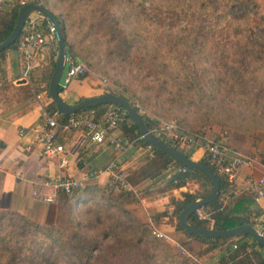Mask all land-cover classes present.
Masks as SVG:
<instances>
[{
    "label": "trees",
    "instance_id": "trees-1",
    "mask_svg": "<svg viewBox=\"0 0 264 264\" xmlns=\"http://www.w3.org/2000/svg\"><path fill=\"white\" fill-rule=\"evenodd\" d=\"M79 1L54 0L52 3L43 0V5L61 25L67 55L78 56L86 66H93L90 53L80 48L76 50L69 42L68 22L76 17L83 21L84 36L101 33L107 38L104 50L112 58L125 63L133 61L131 55L134 48L148 56L153 49L150 40L156 36L158 46H170L168 52L177 54L174 63L182 71L175 76L169 73L163 76L162 84L157 83L156 87L166 90L169 86L168 100L181 107L205 108L204 119L207 121L218 114L229 122V125L223 124L228 125L230 138L213 141L228 150L246 155L240 149L253 136L250 133L264 130V16L259 14L255 0H175L154 5L151 9L142 0L137 3L138 11L124 12L118 16L111 11L118 3L113 2L115 0H102L99 2L100 9L90 11L93 12L91 15L95 13L93 21L88 14L75 16L70 9L59 14L52 10L59 3L76 8ZM18 9L19 6L14 5L9 11V19H0V42L12 31ZM130 16L142 19L147 24L136 27V30L127 29L121 25L119 17ZM22 36L23 30L12 45L0 51L1 74L5 72L6 54L17 49ZM178 46L182 49L176 51ZM161 47L154 48V52L161 51ZM157 59V55H154L150 62L160 73L170 67L168 62L156 63ZM49 66L45 87L49 102L44 110L62 120L67 116L57 112L48 91L55 60ZM159 77L155 76V79L158 81ZM174 87L175 91L172 90ZM155 92L160 96V90ZM105 93L125 98L136 111L139 108L132 99L137 98L139 103L147 105L139 96L133 98L123 92L107 90L102 92ZM108 106L89 107L75 114L94 110L98 118ZM120 111L118 126L127 143L138 141L151 150V155L144 157L140 166L123 171L124 180L129 186L116 185L109 189L91 185L81 186L71 194L60 192L53 203L55 220L52 223L37 224L20 211L1 210L0 264H205L207 259L216 255H219L216 264H264V255L259 251L263 247L248 235L209 238L190 235L181 227L178 219L181 210L187 204L206 197L211 191V180L201 172H181V178L175 175L169 184L163 183L160 188L143 193L150 196L151 191L160 193L189 182L203 189L183 192L182 199L172 201L176 231L186 238L179 242L180 250L170 241L157 238L151 225L137 222L129 209V205L137 201L134 189H140L146 182L156 181L169 169L180 165L162 150L144 142L137 124L124 113L123 108L120 107ZM142 116L149 129L157 124L156 120L145 114ZM182 122L179 120L178 126L184 130L186 125ZM190 134L197 139L203 138L197 132ZM153 135L190 158L192 149L184 152L164 133L153 132ZM198 162L209 166L219 177L220 193L215 201L199 209L208 218H201L194 212L188 222L202 228H208L212 223V228L218 230L243 224L253 225L252 214L258 216L259 212L251 208V195L246 191L238 192L234 184L231 185L217 173L207 156ZM1 176L0 171V179ZM129 228L135 229V232L126 235L124 231Z\"/></svg>",
    "mask_w": 264,
    "mask_h": 264
},
{
    "label": "crops",
    "instance_id": "crops-1",
    "mask_svg": "<svg viewBox=\"0 0 264 264\" xmlns=\"http://www.w3.org/2000/svg\"><path fill=\"white\" fill-rule=\"evenodd\" d=\"M13 6L10 0H6L5 4L0 6V19H9V11ZM29 21L37 23L39 26L37 29L45 36L44 43L41 45H36L31 41L26 43V49L31 53L29 64L18 51L19 43L15 51L6 54L5 72L0 73V171L2 174L0 206L1 210L20 211L34 222L52 223L55 220L54 204L38 200L31 194L37 184L42 191L50 192L49 188L41 185L42 182L60 175L77 179L81 186L108 187L110 175L107 167L112 161L115 160L122 171L132 170L142 164L144 157L151 155V150L139 144L138 141H131V145L125 152L118 153L106 144L91 141L82 131L72 130L59 133L57 136V141L65 147V156L68 159V164L61 167L60 160H47L40 155L37 147L29 146L35 132L23 136L19 134V129H34L42 124V113L49 102L45 96L46 79L50 72L49 65L53 60L56 62L58 50L57 43L51 39L48 32L49 22H44L43 17L38 13H33L26 21L20 42L33 35V28L28 24ZM89 73L88 69L84 76L73 79L66 89L59 92V97L65 103L73 105L81 98L101 95L105 90L94 87V82L87 75ZM99 85H101L100 82ZM113 132L119 140L128 142L121 134L119 126ZM189 151H191L190 159L193 161L206 156L201 148L189 147L187 152ZM263 172L264 161L256 160L253 168L245 167L239 172L235 179V189L238 192H248L246 190L247 180L251 177L257 178ZM168 179L164 174L156 181L146 182L140 190L147 184H151L152 189L160 188L159 184L162 181L165 185L172 181L167 182ZM197 187V184L189 182L182 187L160 192L156 194L158 196L156 198L143 194L139 201L141 206L146 212L154 214L153 221L149 215L145 217V221L155 231L163 233L171 241L177 243L172 235L178 236L182 233L176 231L172 201L182 199L183 192H194V188ZM134 191L137 194L139 189H134ZM251 208L257 210L264 221V198L258 203L253 200ZM208 228H212V223ZM182 236L186 240L183 234ZM259 251L264 255V247ZM218 256L207 259L205 264H216Z\"/></svg>",
    "mask_w": 264,
    "mask_h": 264
},
{
    "label": "rangeland",
    "instance_id": "rangeland-1",
    "mask_svg": "<svg viewBox=\"0 0 264 264\" xmlns=\"http://www.w3.org/2000/svg\"><path fill=\"white\" fill-rule=\"evenodd\" d=\"M50 1L53 3L54 0ZM100 1L102 0H80L76 8H71L66 4L59 3L57 6L54 5V9L52 10L59 14L70 9L75 16H80V14H88L89 16H91V18L89 19L93 21L95 13L91 15L90 13L93 12L90 11L100 9ZM139 1L142 0H115L113 2H117L118 5L112 7L113 9H111V11H114L117 16L121 15L124 12L131 13L134 11H138L137 3ZM173 1L175 0H145L144 4L147 8L151 9L154 7V5L168 4ZM255 1L258 4L259 14L264 16V0ZM119 19L122 20L121 25L130 30H136V27L147 24L143 23L142 19H136L132 16L125 18L119 17ZM68 23L69 42L72 43L76 50L80 48V50H83L86 53H90L91 55L93 66L89 67L87 65V68L90 70V73L87 75H89L91 77V80L94 82V87L103 88L99 85V82L101 78L107 79L110 86H108L109 88H107V91L123 92L126 96H130L133 98L137 96L141 97L142 100H144L145 104H147L148 106L139 103L137 98L132 99L136 101L135 103H138L142 111L141 114L144 113L146 116L153 120L158 119L168 122L174 121L177 123V125H179L178 121L182 120V123L186 125L184 131L187 134H190V132H197L203 135V138L200 137L198 139V141L201 143L206 140L213 141L216 139L226 141L228 138H230L229 131L227 129L229 122L224 121L221 116H218V114H214L215 118H211V120L207 121L206 119H204L205 108L196 106L181 107L178 103L168 100L169 95L167 93V89L169 86H167L166 90L156 87L157 83L162 84V82H160L162 80V77L166 76L168 73L171 74V76H175L179 72H182L178 67L175 66L174 63L177 54L174 52H168L170 46H158L156 36L154 40H150V44L153 45V49L151 53L149 52L148 56H145V53L143 54L134 48L131 55V59L133 61L129 60L125 63L108 55V53L104 50L106 47L105 40L107 38L105 36H102L101 33L84 36L83 21L77 19V17L73 19L72 22ZM142 28L145 29L143 26ZM157 47H161L162 50L154 52V48ZM178 47L176 51L182 49V47ZM180 54L182 53L180 52ZM154 55H157L158 58L156 60V63H159V61L168 62L170 63V67L160 73L158 69H155V65L153 66V63L150 62L151 58ZM159 75L160 77L157 81L155 79V76ZM153 87H155V89ZM155 90H160V96L157 95ZM172 90L175 91L176 88L174 87L172 88ZM223 122L228 125H224ZM156 126L157 124L154 125V127ZM250 134H253V136L250 137L251 139H248V141L244 144L245 146L240 149V152L246 154L245 156H249L252 158L254 157L258 161L262 162L264 161V130H256ZM180 149L185 152L188 151V147H185L183 149L182 147H180ZM162 184L163 181L161 182V184H159V186H161ZM152 188L153 187H151V184L143 186L142 190L139 189V192L137 194L135 193L137 201H134L129 205V209L132 215L137 219L138 223H146L149 225V223L145 221V217H147V215H149L151 220L153 221L154 214H151L152 212H146L141 206V202H139L144 193L142 191L152 190ZM194 191L199 192L203 191V189L198 186L196 189L194 188ZM150 193H152V195H150V198L158 197L156 195L158 194V192L151 191ZM29 220L32 221L31 219ZM127 222L129 223L131 221L127 220ZM34 223L42 224L43 222ZM131 225H133V222H131ZM134 232L135 229L133 228H129L124 231L126 235L132 234ZM152 232L153 234L155 232V229L153 227ZM172 237L177 240V243L171 241V239L169 238L162 239L165 241H170L180 250L178 243L183 241L184 237L182 236V234H179L178 236L172 235ZM182 250L184 255H187L185 253V250Z\"/></svg>",
    "mask_w": 264,
    "mask_h": 264
},
{
    "label": "built area",
    "instance_id": "built-area-1",
    "mask_svg": "<svg viewBox=\"0 0 264 264\" xmlns=\"http://www.w3.org/2000/svg\"><path fill=\"white\" fill-rule=\"evenodd\" d=\"M10 1L17 6H22L28 3L43 5V0ZM5 2L6 0H0V6L4 5ZM28 24L34 29L33 35L21 41L18 47L19 53L22 54L27 64L30 63L31 53L26 49V43L31 41L36 45H41L45 41V36L37 29V27H39L37 23L35 21H29ZM48 32L51 39L57 43L56 33L51 25L48 26ZM87 72L88 68L81 59L66 55L65 65L61 76L62 81H60V88L66 89L73 79L84 76ZM100 83V86L103 87L104 90H107V88L110 87L107 79L105 78H101ZM135 106L139 108V113L141 114L142 111L138 103H135ZM120 115V107L116 105L108 107L98 118L96 117V112L94 110H88L79 114H71L65 119L59 120L56 118V115L49 114L44 110L42 113L43 121L41 125L35 127L34 129L21 128L19 129V134L28 136L31 135L32 132H35L29 146L37 147L40 155L47 160H60V166L64 167L68 164V159L65 156V147L57 141L59 133L80 130L87 138L97 144H106L118 153L125 152L131 145V142H122L113 132V130H115L119 125ZM155 120L157 126L150 129L152 133L160 132L166 134L179 147L201 148L204 154L213 163L217 173L224 176V178L231 185L235 184V179L243 168H253L256 164V158L244 156L228 150L214 141L206 140L202 143L199 142L197 138L187 134L174 121L168 122L158 119ZM107 170L110 175L109 189L116 187V185H120L124 188L129 186V184L124 180L123 171L119 168L115 160L108 165ZM185 171L184 167L178 166L175 169H169L166 176L168 178H172L173 180L175 175H179L181 172ZM41 185L49 188L50 192L42 191V188H40L37 184L31 194L34 198L49 204L55 202L56 197L60 192L71 194L74 190L81 187V184L77 179L72 177H63L60 175L43 181ZM246 190L250 195H252V198L256 203L263 199L264 172L257 178H249L247 180ZM196 212L199 217H205L200 210H197ZM252 216L255 231L259 235L264 236V221L255 213H253ZM154 235L161 239L168 238L159 231H155Z\"/></svg>",
    "mask_w": 264,
    "mask_h": 264
},
{
    "label": "water",
    "instance_id": "water-1",
    "mask_svg": "<svg viewBox=\"0 0 264 264\" xmlns=\"http://www.w3.org/2000/svg\"><path fill=\"white\" fill-rule=\"evenodd\" d=\"M33 13H38L43 18H45L54 29L57 37V59L48 86L50 98L54 102L57 112L61 115L67 116L75 114L77 111L82 109L100 105H116L123 108L124 113L137 124L140 137L144 142L162 150L180 166L184 167L186 171L201 172L211 180L212 188L209 194L204 198L197 199L187 204L179 213V223L188 234L202 235L209 238H231L248 235L257 244L264 247V236L259 235L249 224L239 225L230 229L218 230L213 228L196 227L188 222L189 217L194 212L199 210L204 205L209 204L217 199L218 194L220 193L219 177L209 166L198 161L191 160L175 147L170 146L156 138L147 126L142 114H140L139 111H136L131 103L125 98L113 93H105L98 96L85 98L73 105H69L59 97L60 79L66 58V44L62 34L61 25L59 24L55 15L47 7L32 3L20 6L17 11L15 25L12 31L2 42H0V51L6 49L17 40L20 32L24 28L26 21ZM175 177L181 178L180 175H176ZM171 180L172 178H169L167 182H170Z\"/></svg>",
    "mask_w": 264,
    "mask_h": 264
}]
</instances>
